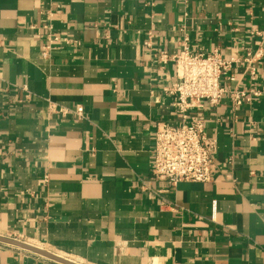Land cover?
Returning <instances> with one entry per match:
<instances>
[{
	"label": "crops",
	"instance_id": "1",
	"mask_svg": "<svg viewBox=\"0 0 264 264\" xmlns=\"http://www.w3.org/2000/svg\"><path fill=\"white\" fill-rule=\"evenodd\" d=\"M47 18L70 42L43 57ZM183 36L264 92V0H0V235L79 264H264V95L192 111L209 181L150 173L154 124L179 122L156 54ZM0 264L61 263L0 243Z\"/></svg>",
	"mask_w": 264,
	"mask_h": 264
},
{
	"label": "built area",
	"instance_id": "2",
	"mask_svg": "<svg viewBox=\"0 0 264 264\" xmlns=\"http://www.w3.org/2000/svg\"><path fill=\"white\" fill-rule=\"evenodd\" d=\"M42 28L45 32L41 46L43 57L50 54L54 45L70 42L54 29L50 18ZM261 52V48H258L254 53L247 52L243 58L252 77L254 69L251 65ZM156 55L162 63L171 61L175 66V81L167 91L172 96V106L179 116V122L169 124L157 121L154 124L150 173L155 180L166 182L168 186L181 181L207 182L211 178L210 167L216 143L206 136L204 121L190 117L192 111L198 110L204 103L216 106L226 94L231 107L238 108L244 102L264 95V92L255 87L248 90L227 89L223 82L224 79L232 80L228 73L236 59L227 58L218 50L208 53L192 50L187 36H183L176 52L161 50ZM54 105L50 103V107ZM68 111L83 117V106L80 104Z\"/></svg>",
	"mask_w": 264,
	"mask_h": 264
},
{
	"label": "water",
	"instance_id": "3",
	"mask_svg": "<svg viewBox=\"0 0 264 264\" xmlns=\"http://www.w3.org/2000/svg\"><path fill=\"white\" fill-rule=\"evenodd\" d=\"M0 243L11 245L17 248H21L30 252H33L37 255L43 256L45 258H48L50 260H53L55 262L61 263V264H79L77 262H74L70 259H67L65 257L59 256L53 252H50L46 249L40 248L38 246H35L33 244L27 243L25 241L0 235Z\"/></svg>",
	"mask_w": 264,
	"mask_h": 264
}]
</instances>
